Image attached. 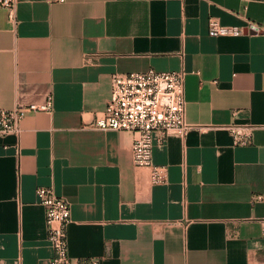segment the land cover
Wrapping results in <instances>:
<instances>
[{"label": "crops", "instance_id": "0c3cea01", "mask_svg": "<svg viewBox=\"0 0 264 264\" xmlns=\"http://www.w3.org/2000/svg\"><path fill=\"white\" fill-rule=\"evenodd\" d=\"M0 6V108L45 102L0 136V264H49L35 190L71 207L68 253L98 264H264V34L211 37L264 0H17ZM185 71V137L136 167L128 131L90 124L115 72ZM230 124L249 125L235 146Z\"/></svg>", "mask_w": 264, "mask_h": 264}, {"label": "built area", "instance_id": "2783aa9c", "mask_svg": "<svg viewBox=\"0 0 264 264\" xmlns=\"http://www.w3.org/2000/svg\"><path fill=\"white\" fill-rule=\"evenodd\" d=\"M17 0H0V6L15 21ZM207 33L211 37H237L244 34H264V27L248 20L243 26L222 25L210 18ZM185 71H158L150 68L139 72H115L110 77V95L91 122L99 130L128 131L133 139L128 155L136 167L151 168V182L165 183L166 168L152 163L154 144L163 143L170 135L185 137L192 128L185 122ZM52 99L42 103L0 108V136L20 132V121L28 112H51ZM227 129L235 146L245 145L251 137L249 125L230 124ZM44 209L47 239L53 255L49 264H98L97 258L73 259L68 253L67 226L70 222L69 202L50 186L35 190Z\"/></svg>", "mask_w": 264, "mask_h": 264}]
</instances>
